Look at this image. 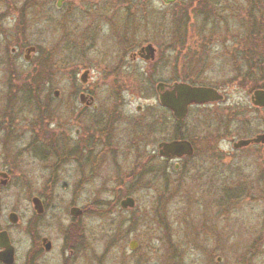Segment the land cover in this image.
Masks as SVG:
<instances>
[{"label": "rangeland", "instance_id": "obj_1", "mask_svg": "<svg viewBox=\"0 0 264 264\" xmlns=\"http://www.w3.org/2000/svg\"><path fill=\"white\" fill-rule=\"evenodd\" d=\"M20 1L22 5L17 8H22L19 19L22 21L23 34L16 42V46L21 48H17L19 58L14 68L22 81L35 78L40 85L39 89H42V84H47L42 89L43 95H52L54 91H58L60 95L73 93V86L80 85L79 79L85 68L91 70V76L95 79L99 54L112 56L114 51L110 48L121 47L119 41L123 24L120 11L116 37L111 39L109 27L99 23L101 35L94 40L89 50L84 51L82 58L80 52L83 53V42L75 36L85 25L91 24L90 20L84 22L82 19L87 8L83 0H65L60 3L58 10L54 7L57 0H37L36 8L30 7L29 2L25 4V0ZM183 1L179 0L177 4L164 8L160 0H155L150 5L149 12L161 13L162 18L153 19L149 15L148 27L139 25L134 33L131 41L136 47L148 43L156 53L155 60L150 65H140L146 68L147 76H142L141 80L134 78L132 83L124 87L121 94L130 101L125 110L133 118H141L143 115L136 113L137 106L143 109L150 105L157 106L154 108L161 111L156 102L155 82L168 79L173 73L186 78H204L203 75H196L202 71H195L203 68L205 84L219 89L225 96L223 103L205 108L220 113L238 107L244 118H254L256 114L250 104V95L263 82L254 78L242 84L239 75L245 71L242 72L241 69L238 72L237 67L242 68L247 51L264 52V6H261L262 10L257 17L253 7L249 10L254 13H250L246 5H241L242 1L231 0L229 6L213 8L206 18L207 7L205 9L199 6L194 0H187L185 6ZM118 7L124 9V4L120 3ZM130 7L129 11L135 17L138 7ZM183 9V13L190 16L188 33L185 36L175 31L180 24L177 21L179 12ZM7 16L9 18L5 21V27L10 29L13 24L9 19L15 14ZM222 16L225 22L219 20ZM65 23L67 29L64 28ZM65 30L75 34L68 36ZM2 41L3 38L0 37V58L4 57L5 52ZM6 41L10 45L15 43L12 38H7ZM68 41L76 47L73 45L69 48ZM19 42L22 46L18 45ZM25 46L37 48V53H33L29 62L23 60ZM164 60L166 67L162 66ZM178 63L181 72L175 70V64ZM12 70L9 66L0 69V96L9 89L8 79ZM149 77L153 80L144 84ZM261 78L264 79V76ZM93 87L94 85L90 86ZM110 89L108 86H101L96 94L107 95ZM30 121L28 111L23 109L18 145L7 148L0 158V167L4 165L11 173V179L6 185L0 186V228L8 232L15 249V264L35 263L34 258L26 255L32 246L29 220L33 211L30 198L39 195L51 211L37 221L40 230L38 237H47L52 243V250L50 253H42L39 260L37 258V264H101L98 257L102 254L109 256L102 258V264H123L122 259L125 264H136L137 260H141L142 264H177V258H183L184 264H264V181L260 184L261 191L254 190L259 171L264 172V145L249 146L239 151L231 148L232 142L260 133L262 125L256 126L252 122L240 135L231 131L219 138V141L216 140L217 137L212 145L218 150L215 153L205 152L204 133L200 132L196 116L189 114L182 129L195 141L196 157L192 164L200 166L201 159H207L202 164L203 170L198 173L203 176L191 179L193 177H190V173L188 177H183V182L178 187L176 183H170L168 191L164 190L163 182L156 190L145 189V183L137 182L134 185L136 190L132 193L134 209L118 214L111 209L118 207L123 197L110 192L117 179L113 176V170L118 168L123 174L131 168V160L120 159L117 168L112 163L104 164L102 175L88 183L80 182V175L74 172V165L68 166L67 170L65 168L56 182H49L45 166L35 161L28 151H21L27 148L32 138L27 124ZM128 135L126 132L122 133L125 140H129ZM118 142L122 144L120 137ZM155 150V146H152L146 151L149 153ZM170 171L172 165L169 168L170 179H178ZM228 177L231 180L225 182L224 179ZM238 179L240 180L237 181ZM240 183L248 184L252 190L229 206H223L221 197L225 188L229 186L235 189ZM160 188H163L164 193ZM70 206L86 211L83 218L76 223L84 229L86 237H90L91 241L85 246V251L79 252L77 258H61L62 255L69 257L71 254L61 251L62 240L59 236V230L67 228L72 221L67 213ZM161 207L160 214L164 212V222L158 215ZM97 208L106 209L101 217H96L95 211L93 212ZM11 212L18 217L14 225L7 221V215ZM91 212L94 215L89 214ZM61 215L65 221L60 220L62 224L58 228L56 223L60 221L57 216ZM126 218L132 219V229H125ZM120 222H123L121 226ZM112 223L114 225L111 226ZM116 237L121 238V241L112 246V250H105L107 242ZM97 238L100 241L94 242ZM130 241L137 242V248L133 252L127 247ZM123 254L130 258H119Z\"/></svg>", "mask_w": 264, "mask_h": 264}, {"label": "flooded vegetation", "instance_id": "obj_2", "mask_svg": "<svg viewBox=\"0 0 264 264\" xmlns=\"http://www.w3.org/2000/svg\"><path fill=\"white\" fill-rule=\"evenodd\" d=\"M64 1L65 0H57L54 7L58 10L60 3H63ZM160 1L164 8H169L177 4L179 0H174L172 3L168 4H166L167 0ZM184 1L182 4L186 6L190 0ZM194 1L199 3V6L205 7V9L207 7L206 18H208L210 12L214 10L213 8L229 6V3L231 2V0ZM238 1L243 2L241 5L256 7L264 6V0ZM27 2H29L28 5L30 7H37V0H25V4ZM82 2L85 3V7H87L85 8L82 19L84 22L86 20L91 21L89 26L85 25L75 36V38L80 39L83 42V53L80 52L82 58L85 55L84 51L89 50V47L94 43V40L101 35L99 23H104L109 27V35L111 36V39L116 37L117 31L119 30L117 28L119 11L122 13L120 16L122 17L123 24L120 31L122 37L119 41L121 47L110 48L114 51L112 56H107L105 53L99 54L100 58L96 64L97 69L95 79L91 76V70L85 68L79 79L80 85H78V87L77 85L76 87L71 85L74 89L73 93L60 95L58 91H54L52 95H43L42 89L44 86L46 87L47 84H42V89H39L40 85L37 84L35 78L22 81L20 74L15 72L16 69L14 68L19 58L17 51L21 48L16 46V42L18 41V38H22L23 34L21 30L22 21L19 19L22 8H17L18 5H22L21 1L0 0V37L3 38L1 44L5 47V52H3L4 57L0 58V69H5L8 66L10 67V70L14 68L11 77L8 79L9 89H7V93L5 92L0 96V158L3 154L2 152L7 148H14L18 145L20 136L19 132L22 131L20 126L21 112L23 109L28 111L31 118V121L27 124L29 126L28 128H30L29 133L32 135V138L30 143L27 144V148L25 147L26 149H22L21 151H28L35 161L45 166L49 182H56L59 175L65 171V168L67 170L68 166L74 165L76 167L74 172L80 175V182L88 183L94 181L99 175H102L101 171L104 164L112 163V166L117 168L119 167L118 161L120 159H130L132 163L131 168L126 170L123 174H121L118 168L113 170V176L117 179H115V184L110 192L115 196L120 195L123 199L132 198V193L136 190L134 189V185L140 181L145 183V189L153 188L155 190L156 188L159 189L163 182L164 190L168 191L171 185L170 183H176L178 187V184L180 185V183L183 182V177H188L190 173H192L190 177H193L191 179H199L203 176V174L198 175V173L203 170L202 164L206 162L207 159H201L200 166L196 165V163L192 164L193 159L196 157L194 146L195 141L187 131L182 129L184 121L188 118L189 114L196 116L200 132L204 133V141L206 143L205 152L215 153L217 147L212 145V142H215V138L218 137L216 140L219 141V138L225 136V134H230L231 131L239 133L240 135L241 132L247 130V127L251 125L252 122L256 126L262 125L261 132L252 137L242 138L232 142L231 148L234 151H239L249 146L264 145V143L259 142L249 143L240 148L233 147L238 141L252 140L258 135H264V104L253 105L250 100L253 112L256 114L252 119L244 118L238 107L220 113L205 108L206 106L223 103L225 96L219 89L205 84V71L203 68L196 69L195 71H202L201 74L196 75H203L204 78H186L182 77L181 74L173 73L168 79L157 80V82H155L156 102L158 109L161 111L158 112L155 109L157 106L150 105L145 109L137 106L136 113H142L143 115L141 118H133L134 116L125 110L130 101L128 102L124 99L121 93L124 91V87L133 82L134 78L141 80L142 76H147V72L145 71L146 68L140 67V65H150L155 60L156 50L152 47L154 52L151 57L149 56L148 59H146V52L142 49L150 44L147 43L140 47H136L131 39L139 25H147L148 27L150 24L148 19L150 15L149 7L152 3H155V0H83ZM120 3L122 5L124 4V9L118 7ZM129 6L138 7L137 15H135V17L130 13L129 9H131V7L129 8ZM30 10H32V8H30ZM224 10L227 9L224 8ZM183 11L184 9L179 12V20L177 21H179L180 24L177 27H179L178 31L185 36L188 33L190 16L183 13ZM11 14H15V16L9 19V22L13 24V27L7 29L5 27V21L9 18L7 15L11 16ZM160 14L161 13H159V19L162 18V15ZM135 19H137L136 24H134ZM219 20L225 22L223 16ZM64 28L67 29L66 23ZM66 34L72 36L75 32L68 30L66 31ZM7 38L14 39L15 43L10 45V42L6 41ZM67 43L69 48L74 45L69 41ZM18 45L22 46L20 42ZM7 46L10 47L9 52L7 51ZM65 46L68 49L67 45ZM74 46L76 47V45ZM28 48H33L34 51L27 53ZM103 49L105 50L106 48ZM23 53V60L29 62L33 53H37V48L35 46H25ZM166 65V60H164L162 66L166 67ZM241 65L242 68L239 66L237 67L238 72H240L241 69L242 72L245 71L244 63ZM176 69L181 72L180 63L175 64V70ZM244 76L245 72L244 74L239 75L242 84H246L247 82ZM152 80L153 79L149 77L147 81H143H145L144 84H146ZM174 84H185L190 87L212 88L222 96V100L206 104H191L187 107L184 117L177 119L173 115V112L161 105L158 100L159 93L163 94L171 91ZM91 85H94V87L90 88ZM157 85H160L158 90L156 89ZM101 86H108L111 88L107 95L100 96L96 94V90ZM256 90L264 91V88L258 87L254 91ZM191 108L194 110H191ZM123 132L130 135L129 140L124 139L122 136ZM119 137L122 139L123 145L118 142ZM171 142L188 143L190 153H182L179 156L166 153V151L163 150L162 145ZM152 146H155L156 150L148 153L146 151L147 148H151ZM13 156L16 157V155ZM171 165L172 171L170 172L177 176L179 180L170 179L169 168ZM10 179V170L2 165L0 167V186L4 187ZM224 180L225 182H228L231 178L228 177ZM239 180L240 179L237 181ZM262 181H264V172L260 170L259 175L255 179L254 190L261 191L260 184ZM242 182H244V180ZM162 189L161 192L164 191ZM250 189L252 190V188L245 183L238 184L235 189H231L227 186L221 197L223 206L227 207L234 200L245 197V194L249 192ZM1 194L2 192L0 189V196ZM41 197L42 196L39 195L30 198V204L33 211L32 218L29 220L32 246L26 256H28V258H34V264H37V258L39 260L42 253H50L52 250V243L47 237L44 235L38 237L40 230L37 221L44 218L48 211H51V209L43 203ZM33 199H36L38 209L34 207L32 202ZM212 201L211 205H213ZM132 209H134V207L122 208L118 206L116 208L113 207L111 210L112 212L114 211L121 214L123 211ZM105 210V208H97V211L96 209H93V212L95 211L96 217H101V215L105 213ZM160 210H162V207L159 208L158 215L161 216V219L164 222V212L163 214H160ZM67 213L72 221L68 224L67 228L59 230V236L62 240L61 251H68L71 254L69 257L62 255L61 258H77L79 252L85 251V246L91 241L89 239L90 237H86L84 229L76 223V221L83 218L86 211L81 210L76 206H70ZM10 214L15 213H9L7 215V221ZM89 214L94 215L92 212ZM15 216L17 222L18 217L16 214ZM57 217V220L59 221L64 220L63 215ZM16 222L14 224H16ZM60 222L56 223V227L59 228L61 226L62 222ZM8 223L14 225L9 221ZM122 223L123 222H120L119 226H121ZM124 223L125 229L128 230L133 228L131 218L124 219ZM163 224L165 225V223ZM112 225L114 224L112 223L111 226ZM2 232L7 234L9 243L13 249L12 264H15V249L10 241L7 230L0 228V233ZM120 239L121 238L119 237H116L115 239L111 238L109 242H107V248H105V250H112V246H116L117 243L121 241ZM98 241H100L98 238L94 240V242ZM127 247L133 252L137 248V242L135 249H130L129 244ZM3 252L4 249L0 248V255ZM105 256L102 254L98 257L100 259L99 263L102 264L104 258H109L108 255ZM119 258L130 257L123 254L121 257L119 256ZM177 261V264H184L183 258H177ZM217 261H219V258H217ZM122 263L125 264V260L122 259ZM0 264L4 263L0 260ZM136 264H142V261L137 260Z\"/></svg>", "mask_w": 264, "mask_h": 264}, {"label": "water", "instance_id": "obj_3", "mask_svg": "<svg viewBox=\"0 0 264 264\" xmlns=\"http://www.w3.org/2000/svg\"><path fill=\"white\" fill-rule=\"evenodd\" d=\"M174 0H167L166 4L172 3ZM146 52V59L152 56L154 50L151 45H147L142 49ZM33 48H28L27 53L33 52ZM160 85H157L158 90ZM176 95V96H175ZM158 100L161 105L170 109L173 115L180 119L184 117L187 107L191 104H206L211 102H216L222 100V96L219 95L214 89L206 87H190L185 84H174L173 88L169 92L158 95ZM251 103L253 105H263L264 104V91L256 90L252 93L250 97ZM264 143V135H258L252 140H241L233 145L234 148H240L248 145L249 143ZM163 150L171 155H181L182 153H190L189 144L186 142H171L169 144L162 145ZM35 208L38 209L36 204V199L32 200ZM119 206L122 208H133L134 200L132 198H125L119 202ZM8 221L12 224L16 222L15 214H10L8 216ZM130 249L136 248V242L131 241L129 243ZM0 248L4 249V252L0 255V260L4 264H12L13 261V249L9 243L7 234L5 232L0 233Z\"/></svg>", "mask_w": 264, "mask_h": 264}, {"label": "trees", "instance_id": "obj_4", "mask_svg": "<svg viewBox=\"0 0 264 264\" xmlns=\"http://www.w3.org/2000/svg\"><path fill=\"white\" fill-rule=\"evenodd\" d=\"M248 8V12L250 13H254V11H250L249 9H252V7L256 10V13L258 16V12L260 13L262 8L260 7H256V6H248L246 5ZM164 14V13H163ZM150 15L152 16L151 18H156L158 19L159 13L158 12H150ZM255 16V15H253ZM179 30V27L176 26L175 31L177 32ZM256 30V28H255ZM258 33V32H257ZM243 62V60H242ZM244 64H245V80L248 82V80H253L254 78L256 79H260L262 76H264V52H250L247 51L246 52V56H245V60H244ZM259 81V80H258ZM261 82H263L262 84H259L258 87H262L264 88V79L261 78L260 79ZM257 82V80H256ZM254 83V82H252ZM220 203V202H219Z\"/></svg>", "mask_w": 264, "mask_h": 264}]
</instances>
